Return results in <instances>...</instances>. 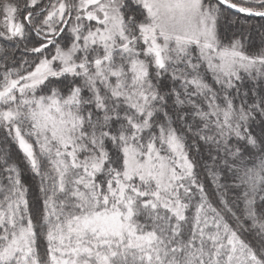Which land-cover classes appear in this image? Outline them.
Listing matches in <instances>:
<instances>
[{"label":"snow or ice","instance_id":"6c2138e0","mask_svg":"<svg viewBox=\"0 0 264 264\" xmlns=\"http://www.w3.org/2000/svg\"><path fill=\"white\" fill-rule=\"evenodd\" d=\"M264 0H0V264H264Z\"/></svg>","mask_w":264,"mask_h":264},{"label":"trees","instance_id":"16d2710c","mask_svg":"<svg viewBox=\"0 0 264 264\" xmlns=\"http://www.w3.org/2000/svg\"><path fill=\"white\" fill-rule=\"evenodd\" d=\"M243 28L247 31V34L251 37L252 44L258 47L261 44V38L264 37V19L258 17H252L245 19L240 17V24L233 30Z\"/></svg>","mask_w":264,"mask_h":264}]
</instances>
